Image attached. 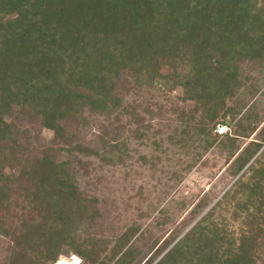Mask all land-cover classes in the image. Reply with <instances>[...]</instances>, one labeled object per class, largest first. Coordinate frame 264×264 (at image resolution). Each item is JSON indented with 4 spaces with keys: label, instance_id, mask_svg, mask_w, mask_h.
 Returning a JSON list of instances; mask_svg holds the SVG:
<instances>
[{
    "label": "trees",
    "instance_id": "trees-1",
    "mask_svg": "<svg viewBox=\"0 0 264 264\" xmlns=\"http://www.w3.org/2000/svg\"><path fill=\"white\" fill-rule=\"evenodd\" d=\"M263 57L264 0H0V264H54L69 252L80 264H132L133 248L120 249L128 233L106 260L102 242L83 237L94 197L79 189L70 149L56 145L84 108L125 111L126 82L180 87L191 133L236 154L227 169L236 179L154 264H264V124L240 147L248 115L229 103L240 64ZM24 118L58 148L31 146ZM223 202L230 216L215 218Z\"/></svg>",
    "mask_w": 264,
    "mask_h": 264
},
{
    "label": "rangeland",
    "instance_id": "rangeland-1",
    "mask_svg": "<svg viewBox=\"0 0 264 264\" xmlns=\"http://www.w3.org/2000/svg\"><path fill=\"white\" fill-rule=\"evenodd\" d=\"M240 65L243 84L229 103L248 115L238 128L245 136L236 139L241 147L264 124V57ZM159 71L170 73L171 62L162 59ZM118 93L125 111L106 115L84 108L79 119L66 123L68 140L63 142L53 143V132L33 120L21 119L19 127L29 129L31 146L70 149L79 189L94 197L98 211L82 235L102 242L99 260L117 250L128 233L121 251L131 246L132 264H154L236 179L227 174L228 160L236 154L208 146L191 133L194 121L182 108L180 87L168 91L126 82ZM230 210L223 202L214 217L228 218ZM71 256L80 264L70 252L57 259Z\"/></svg>",
    "mask_w": 264,
    "mask_h": 264
},
{
    "label": "bare ground",
    "instance_id": "bare-ground-1",
    "mask_svg": "<svg viewBox=\"0 0 264 264\" xmlns=\"http://www.w3.org/2000/svg\"><path fill=\"white\" fill-rule=\"evenodd\" d=\"M54 264H78V259L76 256H71L68 260L57 259Z\"/></svg>",
    "mask_w": 264,
    "mask_h": 264
},
{
    "label": "built area",
    "instance_id": "built-area-1",
    "mask_svg": "<svg viewBox=\"0 0 264 264\" xmlns=\"http://www.w3.org/2000/svg\"><path fill=\"white\" fill-rule=\"evenodd\" d=\"M227 127L226 126H217V132L218 133H224L226 131Z\"/></svg>",
    "mask_w": 264,
    "mask_h": 264
}]
</instances>
